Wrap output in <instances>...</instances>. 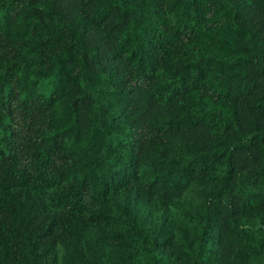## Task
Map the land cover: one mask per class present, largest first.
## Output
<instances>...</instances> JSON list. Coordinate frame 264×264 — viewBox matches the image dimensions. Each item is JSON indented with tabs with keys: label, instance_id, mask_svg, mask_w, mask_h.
Wrapping results in <instances>:
<instances>
[{
	"label": "trees",
	"instance_id": "trees-1",
	"mask_svg": "<svg viewBox=\"0 0 264 264\" xmlns=\"http://www.w3.org/2000/svg\"><path fill=\"white\" fill-rule=\"evenodd\" d=\"M0 264H264V0H0Z\"/></svg>",
	"mask_w": 264,
	"mask_h": 264
}]
</instances>
